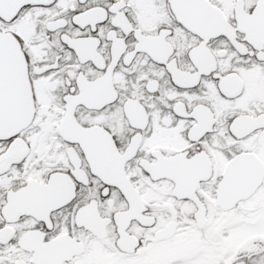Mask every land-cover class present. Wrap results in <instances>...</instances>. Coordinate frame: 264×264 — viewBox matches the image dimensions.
<instances>
[{
    "label": "snow or ice",
    "instance_id": "6c2138e0",
    "mask_svg": "<svg viewBox=\"0 0 264 264\" xmlns=\"http://www.w3.org/2000/svg\"><path fill=\"white\" fill-rule=\"evenodd\" d=\"M0 264H264V0H0Z\"/></svg>",
    "mask_w": 264,
    "mask_h": 264
}]
</instances>
